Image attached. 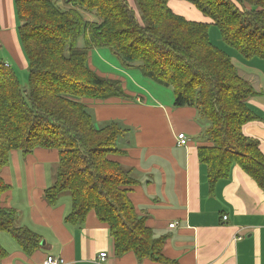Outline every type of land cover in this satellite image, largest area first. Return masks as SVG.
Listing matches in <instances>:
<instances>
[{
  "label": "trees",
  "instance_id": "trees-1",
  "mask_svg": "<svg viewBox=\"0 0 264 264\" xmlns=\"http://www.w3.org/2000/svg\"><path fill=\"white\" fill-rule=\"evenodd\" d=\"M13 0L18 39L28 80L0 60V171L11 151L55 149L58 163L45 201L54 206L67 193V224L81 225L89 212L106 224L115 256L166 263L164 237H155L128 194L138 182L132 171L110 157L121 155L117 140L125 130L116 122L95 128L82 99L128 100L119 80L88 67L92 49L107 48L124 67L172 88L175 108L193 107L207 127L197 148L209 187L237 165L264 189V155L259 143L242 133L257 120L247 100L254 96L231 59L209 39L214 25L223 43L244 59L264 61V0H185L211 23L175 14L169 0ZM88 15L94 20L87 18ZM79 37L84 46L76 47ZM9 190L0 177V199ZM18 213L0 200V235H9L26 254L41 238L18 226ZM7 256L0 244V260Z\"/></svg>",
  "mask_w": 264,
  "mask_h": 264
},
{
  "label": "crops",
  "instance_id": "crops-1",
  "mask_svg": "<svg viewBox=\"0 0 264 264\" xmlns=\"http://www.w3.org/2000/svg\"><path fill=\"white\" fill-rule=\"evenodd\" d=\"M170 3L172 0L169 7ZM180 4L183 7L178 10L171 7L175 14L211 23L192 5L195 11ZM87 18L94 20L91 15ZM15 20L13 0H0V60L19 74L27 69V61ZM76 42L78 48L84 46L82 37ZM237 56L240 61L236 59L237 66L233 65L255 93L247 106L257 117L243 126L242 133L257 141L264 155V63L256 60L259 58L244 61ZM87 64L101 77L119 80L130 97L81 102L87 109L95 106L97 121L136 128L128 137V130L122 127L125 132L117 147L123 154L110 159L131 170L137 180L128 197L153 235L165 238L161 253L166 263L138 260L131 252L115 256L108 227L94 212L81 225L65 223L71 209L69 196L61 194L54 206L44 199V190L54 180L58 152L36 148L27 155L11 151L0 171L9 190L0 200L3 207L18 213V226L38 234L45 246L26 255L2 233L0 244L7 256L0 264H44L47 257L61 259V264H264V189L237 165L231 166L226 179L209 187L206 168L197 156V148L207 145L202 142L207 126L199 120L198 111L175 108L172 88L145 78L136 67H124L107 48L90 50ZM180 133L187 138L186 146L177 144ZM172 223L175 227L169 228Z\"/></svg>",
  "mask_w": 264,
  "mask_h": 264
},
{
  "label": "rangeland",
  "instance_id": "rangeland-1",
  "mask_svg": "<svg viewBox=\"0 0 264 264\" xmlns=\"http://www.w3.org/2000/svg\"><path fill=\"white\" fill-rule=\"evenodd\" d=\"M55 2L57 4H59V5L62 4L61 0H55ZM127 2L129 4H132L130 0H127ZM180 3H184V4L188 5V6H190L194 10V8H193L194 6L192 7L191 4L189 5V3L187 1H185V0H172V3H170V4H172L171 7H172L173 10H175V9L178 10L179 8L183 7L182 4H180ZM168 6H169V4H168ZM171 7H169V8L171 9ZM196 13H198V12H196ZM15 19H16V16H15ZM15 22L17 23V19L15 20ZM208 34H209V39H210L211 43L214 44V46H216V47H218V48H220L222 50H225L227 53H229V56L231 57V60H232L233 64H235V66H237L236 59H239L238 56H237L238 54L233 49H231L228 45H226L225 43L222 42V40L220 38V35H219V31L214 25L211 24L209 26V33ZM76 47H77V42H76ZM1 55L2 54L0 52V56ZM4 58L5 57H3V59ZM241 59H243L244 61H248V60H246V59H244L242 57H241ZM256 60L261 61L260 63H264V61H262V60H259V59H256ZM239 61H240V59H239ZM18 72H19V74L16 73L17 74V78H18V82H19V84L21 86H25L27 84V80H28V71L26 69L25 71H20L19 70ZM88 100L96 102V100H93V99H88ZM131 101L135 102L134 100H131ZM101 103H104V101H102ZM88 112L90 113L93 121L96 123V126L98 128L104 127L105 125L109 124L110 121H107V120H105V121H97L96 116H95V106L88 107ZM120 126L123 127V128H126L128 130V137H132L133 136L134 130L136 129L134 126L127 127L122 122H120ZM64 194L68 195L67 193H64ZM42 242H43V240L41 241V243ZM44 246L45 245H41L40 249L43 248Z\"/></svg>",
  "mask_w": 264,
  "mask_h": 264
},
{
  "label": "built area",
  "instance_id": "built-area-1",
  "mask_svg": "<svg viewBox=\"0 0 264 264\" xmlns=\"http://www.w3.org/2000/svg\"><path fill=\"white\" fill-rule=\"evenodd\" d=\"M4 65H5L6 67H8L7 64H4ZM177 144H178L179 146H186V144H187V138L185 137L184 134L180 133V134L177 135ZM226 219H227L226 216H223V217H222V220H223V221H226ZM175 225H176L175 223H172V224L169 225V228H173V227H175ZM104 256H105L104 253L100 254V258H101V260L104 258ZM62 262H63V261H62L61 259H56V258H54V257H47V259H46V261L44 262V264H61Z\"/></svg>",
  "mask_w": 264,
  "mask_h": 264
},
{
  "label": "water",
  "instance_id": "water-1",
  "mask_svg": "<svg viewBox=\"0 0 264 264\" xmlns=\"http://www.w3.org/2000/svg\"><path fill=\"white\" fill-rule=\"evenodd\" d=\"M43 244H44V242L41 243V245H43Z\"/></svg>",
  "mask_w": 264,
  "mask_h": 264
}]
</instances>
